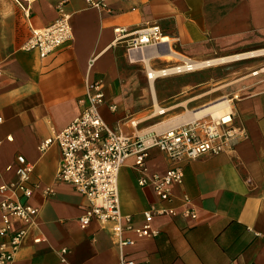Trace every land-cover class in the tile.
<instances>
[{
    "label": "crops",
    "instance_id": "obj_1",
    "mask_svg": "<svg viewBox=\"0 0 264 264\" xmlns=\"http://www.w3.org/2000/svg\"><path fill=\"white\" fill-rule=\"evenodd\" d=\"M12 2L18 19L11 14L0 20V188L18 180L17 157L24 155L35 166L29 203L39 212L25 226L27 235L11 264H121L122 253L150 264H264V55L239 60L243 64L232 71L208 68L219 64L159 76L155 92L145 60L147 52L158 51L150 66L162 70L180 60L167 58L173 49L195 60L263 49L264 0H114L111 11L89 7L85 0ZM61 3L71 14L73 40L44 58L23 50L33 28L58 17ZM150 25H159L169 40L133 54L126 42L114 43L116 29L133 34ZM96 81L104 85V120L130 135L187 124L178 119L188 110L229 99L234 126L245 136L233 150L185 161L183 182L173 187L171 201L161 202L152 183L139 184L143 172L134 156L121 170V206L136 224L153 204L182 210L186 199L197 218L157 216L158 236L136 238L128 232L135 243L123 249L111 223L81 226L87 198L57 180L60 146L44 152L40 146L79 116L81 100ZM143 88L149 101L139 97ZM157 101L165 113L157 112ZM172 166L164 151L151 149L147 173L165 174ZM48 188L53 191L47 195ZM4 197L0 192V202ZM2 219L0 207V226ZM13 224L23 227L20 221ZM6 240L0 235V243Z\"/></svg>",
    "mask_w": 264,
    "mask_h": 264
},
{
    "label": "built area",
    "instance_id": "obj_2",
    "mask_svg": "<svg viewBox=\"0 0 264 264\" xmlns=\"http://www.w3.org/2000/svg\"><path fill=\"white\" fill-rule=\"evenodd\" d=\"M30 2L31 0H19ZM92 8L111 11L114 0H85ZM58 17L48 25L33 28L31 35L23 42L21 48L27 51L36 50L41 57H47L60 47L71 42L74 31L71 14L67 13L64 3L58 6ZM114 43H127L130 54L143 52L150 47L165 43V35L159 25L147 26L133 34L124 28L116 29ZM180 63H184L182 60ZM176 64L175 66H178ZM174 66V67H175ZM183 72V71H182ZM3 70L0 67V75ZM150 79V74H148ZM88 96L81 100L83 109L78 117L65 129L44 140L40 149L44 152L53 144H58L62 151L61 166L57 180L72 185L88 200L85 214L79 218L82 227L89 226L94 220L111 223L113 236L119 246L135 243L136 238H151L159 234L153 222L157 216H183L197 218L191 201L185 200L182 210L153 204L144 211V222L136 224L131 214H125L120 198V174L122 167L131 157H135V166L143 172L139 184L146 186L152 183L155 193L161 202L173 199V187L184 179L183 163L194 160L205 154H220L233 150L244 131L234 126V112L227 98L228 105L218 115L207 114L187 124L171 127L164 132L150 130L130 135L119 127H111L103 118L101 106L105 103L104 85L96 81L89 86ZM112 111L117 105L110 106ZM2 121V118H0ZM160 148L173 162L165 174H149L148 159L152 148ZM34 165L24 155L17 157L16 173L18 180L0 188L4 199L0 202L3 212L0 235L8 240L0 243V264H11L18 253L26 235L25 226L32 225L38 214V208L29 203L34 189L30 179ZM53 190L48 188L47 195ZM20 221L23 227L14 229V222ZM42 240L36 238L37 242ZM67 252V249H63ZM121 264H150L127 257L122 253Z\"/></svg>",
    "mask_w": 264,
    "mask_h": 264
},
{
    "label": "bare ground",
    "instance_id": "obj_3",
    "mask_svg": "<svg viewBox=\"0 0 264 264\" xmlns=\"http://www.w3.org/2000/svg\"><path fill=\"white\" fill-rule=\"evenodd\" d=\"M168 40L169 39L166 38V39H164V42H166ZM158 54H159L158 51L153 49V50H150L149 52H147V55H145V60H146V63L148 65V67H149L148 74H150V79L152 81V90H153V92H155V86H156V85L154 86V80L157 77H159V76H166V75H169V74H172V73H177V72H182V71H189V70H196V69H199V68H202V67L214 66V65H219V64H227V63H230V62H236V61H239V60H245V59L255 58V57H258V56H263L264 55V48L263 49H259V50H254V51H249V52L229 55V56H221V57H217V58L206 59V60L191 59V58L185 57L183 55H180L179 52H177V51H175V49H173L172 52H169V55H168L167 58L170 59L171 57H177L178 59L182 60L184 63H181V64H179L178 66H175V67L173 66L171 68H166V69H162V70H155V69L151 68L149 59H150L151 56L158 55ZM139 55H140L139 53L137 55L135 54V60H136V58L140 57ZM132 58H133V56H132ZM154 95H155V93H154ZM227 105H228L227 100L226 99H222V100H219V101L217 100V102H214V103L212 102L211 104H209V105H207L205 107H202V108L199 107L200 109H198L196 111L188 110L187 112H185L183 115L180 116V118L178 119V122L179 123H184V122L194 121V120L199 119V118H201V117H203V116H205L207 114L218 115L219 112H221V110L223 108H225ZM156 108H157V112H159L160 114H163L166 111L165 108H163V107H161L159 105L158 101L156 102Z\"/></svg>",
    "mask_w": 264,
    "mask_h": 264
},
{
    "label": "rangeland",
    "instance_id": "obj_4",
    "mask_svg": "<svg viewBox=\"0 0 264 264\" xmlns=\"http://www.w3.org/2000/svg\"><path fill=\"white\" fill-rule=\"evenodd\" d=\"M11 14H14L15 16H17V19H18L19 11L17 10V6L12 2V0H0V20H2V17L8 16ZM175 62H176V60H175ZM176 64H181L180 60ZM241 64H243V61H238L235 63L222 64V65L214 66V67L219 68L220 66L221 67L230 66L229 69H231L230 71H232V68H235V66L241 67ZM214 67H208V68H214ZM160 85H161L160 82H158L157 88L159 90L161 88ZM139 97L141 98V100L143 102L149 101V99H150L149 91H147L145 88H143Z\"/></svg>",
    "mask_w": 264,
    "mask_h": 264
}]
</instances>
